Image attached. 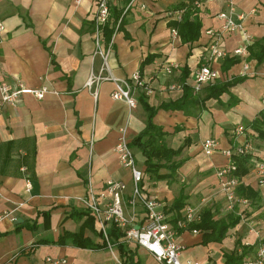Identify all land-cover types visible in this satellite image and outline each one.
Instances as JSON below:
<instances>
[{"label": "crops", "instance_id": "crops-1", "mask_svg": "<svg viewBox=\"0 0 264 264\" xmlns=\"http://www.w3.org/2000/svg\"><path fill=\"white\" fill-rule=\"evenodd\" d=\"M185 1L113 0L110 13L118 11L122 21L119 27L120 18L116 22L109 42L101 33L97 44L96 0L81 4L0 0V21L5 25L0 34V81L22 82L34 89L48 86L51 91L42 99L25 93L16 107L5 105L0 111V264H53L51 259L65 260L62 264H118L119 250L109 248L96 218L79 198L87 195L90 181L101 190L111 179L127 183L128 198L132 175L121 165L115 147L121 136L130 142L144 129L149 107L157 108L153 122L167 132L168 146L177 148L186 138L192 141L175 157V171L162 170L165 178L156 180L144 171L145 190L163 201L174 227L183 220L186 206L202 201L216 217L226 215V198L217 176L218 168L230 162L223 150L249 139L255 149L249 153L250 171L241 182L260 191L261 201L249 204L248 216L222 243L205 246L199 230L178 228L180 242L196 248L194 254L182 252L183 260L223 264V250L231 249L228 244L238 236L244 243L261 244L264 186L258 184L252 159H262L264 138L253 136L257 134L249 125L264 109V60L255 57L264 47V0H203V7L194 10L202 20L201 35L192 43H183L169 26L168 12ZM231 5L235 17L242 16L251 40L247 42L242 33L222 34L219 43L228 55L213 64L219 77L195 92V70L213 39L208 31L221 32L223 21L218 15ZM247 46L252 48L247 55L233 54ZM98 51L108 54L105 75L129 79L141 73L152 92L133 89L137 107L111 98L113 80L102 81L97 93L89 88L92 73L103 65ZM233 59L236 62L229 65ZM170 65L178 67L169 74L165 67ZM233 80L238 82L229 92L204 100L210 85ZM184 86L193 89L184 107H165L185 99ZM239 125L247 126L248 133L237 135ZM207 138L219 142L212 155L202 149ZM133 152L137 165L145 170L142 154ZM176 202L183 204L179 211L172 209ZM136 210L143 221L144 208L139 205ZM245 227L248 233L243 235ZM77 233L85 245L73 243L69 234ZM128 247L137 251L139 264H161L145 249H136V244Z\"/></svg>", "mask_w": 264, "mask_h": 264}, {"label": "built area", "instance_id": "built-area-1", "mask_svg": "<svg viewBox=\"0 0 264 264\" xmlns=\"http://www.w3.org/2000/svg\"><path fill=\"white\" fill-rule=\"evenodd\" d=\"M83 0H77L81 4ZM113 0H96L97 10L94 18V31L97 37V44L101 42V33L103 27L110 18V7ZM204 5L203 0H194V9H200ZM183 10L169 11L168 17L181 20ZM223 23L221 32L215 33L208 31L213 36L209 42L207 53L203 56L202 62L194 73V91H200L204 85L214 83L219 77V71L213 66L214 63L227 57L226 50L221 48L219 39L222 34L242 33L247 42L251 37L245 29L243 18L241 15L235 17L234 7L231 5L228 11H223L219 15ZM122 21L119 19L118 27ZM118 29V28H117ZM5 30V25L0 21V34ZM117 31V30H116ZM174 35H178L175 29H172ZM250 45V44H249ZM248 45V46H249ZM248 46L240 47L233 51L236 56H245L248 54ZM103 57V65L99 72L92 73L87 85L94 88L95 93L100 83L104 80H113L115 88L111 92V98L114 100L125 101L131 108L138 105V100L133 94V89L143 88L149 94L151 89L146 85L141 73L136 72L129 79H121L112 77L111 74L105 75L108 70V54L98 51ZM177 65L165 67L167 73H172ZM248 68V66H245ZM48 86L41 88H29L24 83H11L8 81H0V111L5 105L16 107L21 95L31 93L37 98L42 99L47 93H50ZM237 135L246 133L244 125H239L235 129ZM129 141L125 136H121L118 140L115 150L118 154L121 165L128 168L133 179V188L128 198L126 193L128 190L127 183L121 180H108L101 190H96L89 182L88 193L86 196L79 198L85 208L90 211L96 218L101 232L112 250L115 246L111 242L109 235L110 226L114 225L124 235V241L127 244H136L137 246L148 251L161 264H201L200 261L193 259L183 260L182 252L186 246L179 240V229H188L191 223H197L201 220V213L204 209L205 202L197 205H188L184 209L183 220L178 222V228L170 221V215L166 211L163 201L156 196L150 195L145 189V172L137 165L136 157L133 149L129 145ZM202 149L206 155H212L219 149V142L215 138H207L202 143ZM255 151L253 144L249 140H245L232 149H224L223 153L230 159V162L217 170V176L221 181V188L226 198V210L233 212L240 208V213L246 209L250 201L241 197L237 193V187L241 181L233 172L236 166L232 157L234 155H246ZM262 159L254 158L252 162L255 164L258 175V184L264 186V148ZM256 154V153H254ZM256 157V156H255ZM31 189L30 183L27 190ZM142 205L144 208V220L139 219L137 206ZM193 233L198 230L193 229ZM250 244V243H245ZM116 257V256H115ZM118 264L122 261L116 257ZM53 264L65 263V260L51 259ZM243 264H264V244H259L254 257L247 258Z\"/></svg>", "mask_w": 264, "mask_h": 264}, {"label": "trees", "instance_id": "trees-1", "mask_svg": "<svg viewBox=\"0 0 264 264\" xmlns=\"http://www.w3.org/2000/svg\"><path fill=\"white\" fill-rule=\"evenodd\" d=\"M176 10L184 11L182 19L179 20L170 17L169 26L177 31V34L181 37L183 43H192L196 41L201 35L203 24L200 17L194 11V0L182 2ZM119 18L120 14L118 11L110 13L109 21L102 30V36L106 41H110L116 22ZM248 49H252L251 46ZM255 57L259 62L264 60V47L262 48L261 54L255 53ZM149 60L150 59L147 58L145 61ZM235 62L236 60L233 59L230 61L229 65ZM228 68L229 66H227L226 69ZM189 74L190 72H186L185 75L188 76ZM237 82L238 80H233L222 85H210L208 87L209 93L205 96L204 100L209 98H219L224 92H229L230 88ZM184 87L185 99L170 103L165 105V107H171L172 109H180L184 107V100H186L193 92V89H188L187 86ZM148 110L150 111V114L146 126L132 139V141H130L129 145L133 150H138L142 154L145 165V170L143 171H146V173H148L153 179L159 180L167 176L162 173L164 168L170 169L171 172L176 170L178 164H175V157L181 155L183 150L190 145L192 141L191 139L186 138L177 148L168 146L164 141V137L167 135V132L163 131L162 128L153 122L157 108L149 107ZM244 127L246 129V133H248V127ZM249 127H251L257 134L253 135L255 134L253 132V136L264 138V109L259 112ZM249 141L251 140L249 139ZM232 159L236 166L233 174L238 177L240 181H242V178L250 171L249 154L234 155ZM237 193L239 196L247 198L250 201V206L252 203L261 201V192L255 190L251 186L244 185L242 182L237 187ZM182 207V203L176 202L172 206V209L179 211ZM247 208L241 211V213L235 210L233 212H228L222 217H216L211 209H203L201 213V220L197 223H191L189 228L191 230L196 229L201 232V243L205 246H208L211 243H222L224 239L228 237L229 231L237 227L242 222V219L248 216L249 212ZM109 235L112 244L119 250V256L122 264H139L137 251L134 252L129 249L128 244L123 239L124 235L120 229L112 225ZM69 236L73 238V243L75 245H85V241L81 239L82 235L80 233L69 234ZM59 243L64 244V240H60ZM261 243L264 244V238ZM138 247L139 246L136 245V249ZM257 247L258 243L253 245L245 244L243 242V236H238L236 237L235 246L232 250H223V264H243L247 258L251 257L250 254H256Z\"/></svg>", "mask_w": 264, "mask_h": 264}, {"label": "rangeland", "instance_id": "rangeland-1", "mask_svg": "<svg viewBox=\"0 0 264 264\" xmlns=\"http://www.w3.org/2000/svg\"><path fill=\"white\" fill-rule=\"evenodd\" d=\"M138 164V163H137ZM245 233L247 234L248 233V228L247 227H245L244 228V231L242 232V234L243 235H245ZM231 237H232V235H231ZM233 238V237H232ZM235 241H236V239H232L231 240V242L228 244V245H232L233 247L232 248H234V246H235ZM231 248V249H232ZM199 249L203 252L204 250H205V248H202V247H199ZM230 248H228V247H226L225 248V251H229V250H231ZM196 250V248H194V247H192V246H186V248H184V250H183V253H185V254H194V251ZM252 252H254V251H252ZM251 252V253H252ZM199 254V253H198ZM254 254L255 253H253V254H251V257H254ZM197 255V254H196ZM199 256V255H198Z\"/></svg>", "mask_w": 264, "mask_h": 264}]
</instances>
